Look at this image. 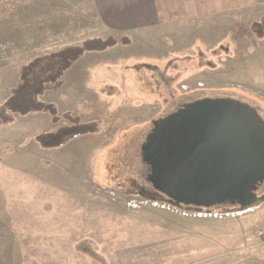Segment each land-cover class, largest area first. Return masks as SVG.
I'll return each instance as SVG.
<instances>
[{"label": "rangeland", "instance_id": "1", "mask_svg": "<svg viewBox=\"0 0 264 264\" xmlns=\"http://www.w3.org/2000/svg\"><path fill=\"white\" fill-rule=\"evenodd\" d=\"M18 8L22 12L23 0H0V107L21 85L25 66L75 40L59 38L48 46L34 44L32 37L23 44L34 28H27L29 15L30 22L25 15L17 21L13 11ZM86 11L82 16L94 26L86 39L129 38L128 44L106 54L124 62L113 73L132 69L138 75L146 65L151 74L141 70L140 80L128 78L123 95V81L117 84L114 77L107 83L106 59L94 55L109 50L88 53V62L74 70L81 56L47 86L41 100L56 106L59 124H90V134L44 147L40 136L58 126L48 114L17 116L12 124L0 126V264H264L256 235L264 225V200L244 212L216 215L174 208L149 183L141 150L153 123L186 104L210 98L254 109L264 106V94L253 86L264 75V37L254 30L263 17L247 12L197 23L186 13L183 21L161 29L117 34L101 27L92 8ZM133 56L146 59L133 64ZM92 65L101 71H94L97 77L88 72ZM81 82L91 89L97 85L99 94H79L88 95V101L73 104L64 92L70 83ZM134 91L147 93L142 104L134 101ZM113 92L117 99L106 100ZM78 108L88 118L76 117ZM64 136L68 138L63 134L56 142L51 136L42 139L58 144Z\"/></svg>", "mask_w": 264, "mask_h": 264}, {"label": "water", "instance_id": "2", "mask_svg": "<svg viewBox=\"0 0 264 264\" xmlns=\"http://www.w3.org/2000/svg\"><path fill=\"white\" fill-rule=\"evenodd\" d=\"M141 150L149 183L177 208L229 204L244 212L264 200V120L241 102L186 104L153 123Z\"/></svg>", "mask_w": 264, "mask_h": 264}, {"label": "crops", "instance_id": "3", "mask_svg": "<svg viewBox=\"0 0 264 264\" xmlns=\"http://www.w3.org/2000/svg\"><path fill=\"white\" fill-rule=\"evenodd\" d=\"M87 2L88 0H23L22 12L18 8L16 11H13V13L18 15L17 21H19V15H22V17L25 15L23 19H25L26 23L30 22L28 15L31 16V22L27 25V28H34L32 32L33 35L29 39L23 38V44H27L33 37L34 44L53 46L56 45L60 39L65 41V39L71 40V37H73L75 38L74 41L65 42L68 43V47L76 45V41L81 42L89 37L87 35L89 32L94 33V26L92 27L91 23L89 24L87 19L82 16L86 15V9L90 8L93 9L103 29L122 34H141L140 31L161 29L165 24L168 25L169 23L183 21L186 13H190L188 15H191V18L195 19L197 23L216 17V15L241 14L247 12L254 13L261 18L264 17V0H89V6H87ZM0 12L3 13V11ZM255 21L257 20H254V22ZM101 32L104 31L101 30ZM50 37H54V41H43ZM37 39L38 41H36ZM109 52H111V50L106 53L94 55L97 58L102 57L106 59L103 63L104 65H108L107 68H105L107 73L103 77H105L107 83L112 82L114 77L117 84L123 81V95L126 91V87L129 86L127 82L128 78L134 80L135 77H138V80H140L139 73L141 70H147L150 73L146 65H141L138 75L134 74V70L132 69L118 70L113 73L112 68L124 62L118 57H106V54ZM88 56V53L84 54L73 67L74 70L83 62L86 63V61L89 60ZM139 58L145 57L140 56ZM139 58L133 56V64H137ZM262 64H264V59ZM95 65L88 68V72H90L93 77H97L95 74L101 72L99 69L95 68ZM156 71V76L159 77L161 72H158V70ZM261 71L264 74V66ZM253 84L260 85L261 87L258 85L253 86L258 87V91L264 94V75H259ZM69 85L71 87L64 93H70V98L66 96L71 102L73 101V104L75 102L78 104H85V102L88 101V95H86V98L84 96L81 97L79 94H99L97 85H95V87L93 86L92 89L88 86H83L82 82L79 85L77 83L75 85H71L70 83ZM146 94L147 93L144 91L141 92V94L134 91L133 95L136 97L134 100L136 104H142V97L146 96ZM111 99H117L116 92H113L106 98V100ZM104 100L105 99L101 100V102H104ZM93 105L94 104H90L88 107L95 108ZM72 110H74V107H72ZM262 110L264 111V106L257 108L258 114L264 120ZM78 111H80V115H78ZM75 113H77L76 117L81 116L85 119L86 117L88 118V113L85 111L82 112L80 108L75 110ZM34 115L38 114H32L30 116ZM135 134L139 135L140 133L135 132ZM242 231L245 234V231ZM246 239V235L243 236L242 241H244L245 245L247 244Z\"/></svg>", "mask_w": 264, "mask_h": 264}, {"label": "trees", "instance_id": "4", "mask_svg": "<svg viewBox=\"0 0 264 264\" xmlns=\"http://www.w3.org/2000/svg\"><path fill=\"white\" fill-rule=\"evenodd\" d=\"M257 37H264V17L254 26ZM129 38H120L116 35L109 37H92L85 39L80 44L70 46L63 50L50 54H43L35 58L22 71V83L17 87L7 100L0 107V126L10 125L17 116L26 117L31 114H48L54 124L58 125L53 132L44 133L40 140L44 147L63 146L77 137L90 134L89 125L73 120L64 125L59 124L57 108L54 104H49L41 100L47 86L56 83L64 73L81 56L92 52H105L117 45L128 44ZM45 63H49L44 65ZM44 65V66H43ZM44 67V68H43ZM64 136V140L58 144H47L42 137H52V142H56L57 137Z\"/></svg>", "mask_w": 264, "mask_h": 264}, {"label": "built area", "instance_id": "5", "mask_svg": "<svg viewBox=\"0 0 264 264\" xmlns=\"http://www.w3.org/2000/svg\"><path fill=\"white\" fill-rule=\"evenodd\" d=\"M256 235L261 240L260 248L264 254V225L262 228H260L256 231Z\"/></svg>", "mask_w": 264, "mask_h": 264}, {"label": "flooded vegetation", "instance_id": "6", "mask_svg": "<svg viewBox=\"0 0 264 264\" xmlns=\"http://www.w3.org/2000/svg\"><path fill=\"white\" fill-rule=\"evenodd\" d=\"M259 189L261 190V187ZM260 190H258V192H260Z\"/></svg>", "mask_w": 264, "mask_h": 264}]
</instances>
